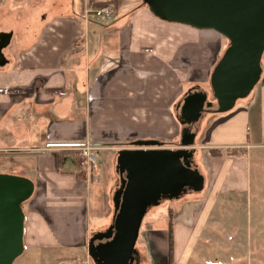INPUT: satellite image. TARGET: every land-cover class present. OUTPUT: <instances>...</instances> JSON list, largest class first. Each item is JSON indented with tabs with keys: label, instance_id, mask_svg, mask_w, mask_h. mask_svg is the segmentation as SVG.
<instances>
[{
	"label": "crops",
	"instance_id": "0c3cea01",
	"mask_svg": "<svg viewBox=\"0 0 264 264\" xmlns=\"http://www.w3.org/2000/svg\"><path fill=\"white\" fill-rule=\"evenodd\" d=\"M104 5L113 10L110 21L92 12ZM191 28L163 21L143 0H0V33L10 34L0 64V173L34 183L22 205L25 246H78L92 257L90 238L106 218L98 210L99 193L114 192L115 212V193L124 185L119 152L175 148L190 129L189 161L203 188L185 200V210L175 209L167 228L150 221L149 264H169V225L170 264H256L250 257L259 239L264 246V222L259 229L251 219L215 213L248 193L253 152L264 150V59L259 81L232 109H205L192 124L183 122V97L210 86L229 42L214 30ZM185 31L193 38L185 40ZM85 142L104 152V164L90 174L77 162V147ZM93 188L98 216L92 223ZM239 223L246 236L240 253L232 244Z\"/></svg>",
	"mask_w": 264,
	"mask_h": 264
},
{
	"label": "water",
	"instance_id": "95a60500",
	"mask_svg": "<svg viewBox=\"0 0 264 264\" xmlns=\"http://www.w3.org/2000/svg\"><path fill=\"white\" fill-rule=\"evenodd\" d=\"M162 20L198 29H211L229 43L215 63L209 78L218 113L229 111L237 100L250 94L262 74L264 52V0H143ZM10 34L0 33L2 48ZM194 90V91H192ZM207 93L190 89L180 107L183 122L193 123L206 107ZM195 133L184 130L177 148H124L117 157L118 168L125 172L124 185L115 193L112 237L89 254L98 264H130L140 226L149 205L162 197L179 196L187 187L203 188V176L191 167L190 147ZM145 145H158L147 141ZM34 191L33 181L25 176L0 173V264H13L24 252V211L22 205ZM110 233V234H111ZM107 234V237L110 236Z\"/></svg>",
	"mask_w": 264,
	"mask_h": 264
},
{
	"label": "rangeland",
	"instance_id": "374dc122",
	"mask_svg": "<svg viewBox=\"0 0 264 264\" xmlns=\"http://www.w3.org/2000/svg\"><path fill=\"white\" fill-rule=\"evenodd\" d=\"M165 22L170 24H174V23L182 24V23L170 22V21H165ZM182 25H185V27L187 26L192 27L186 24H182ZM193 28L195 29V27ZM186 33L189 35H186ZM193 36H194L193 32L185 31V40L192 39ZM210 46L212 48L213 45L211 44ZM189 48L191 49V47ZM220 50L222 51V49ZM190 55H191L190 52L185 49L184 59H189ZM261 59H264V52ZM183 88H185L184 85ZM194 89H200L202 91L204 90L205 92H209V93L212 92L210 86H206V87L199 86L198 88H194ZM207 100H209V97H207ZM213 105H215V102H213ZM96 146L99 147L98 145ZM97 153L98 152H95L96 162H97L96 165L99 166L102 162L104 164L103 157H101V155H103L104 152L98 154ZM255 156L257 160L255 159ZM94 192L95 191L93 188V190H91V201L89 208L91 209L90 219L92 223L97 219L98 216L95 207L96 202L94 198ZM107 193H108L107 191L105 193L101 191L99 193V198H98V202H99L98 210L101 211L102 215L106 214V218H104L105 220H103L104 222H102V224H100L97 227L100 230L109 228L110 226L109 224L113 223L112 222L114 218L113 216L117 211L115 209L114 212V201H113L114 192L112 191L109 194ZM198 193L200 192H195V190L192 187L188 186L187 189H185L179 196L171 197V198L163 197L160 199V202L157 205L148 206L144 218L142 220L139 230V235L135 244V251L137 254L139 253L138 257H139V261L141 262L140 264H149V261L145 255V240L149 236V234L148 236H146V234L148 233L149 230H151L152 227V224H149L150 221H152L154 223V226L158 229L164 228L165 226L167 228V223L168 220L170 219V216L174 215V212H176L177 209L178 211L185 210V200L194 198L193 195H198ZM243 196L244 197L240 199V201L232 202L233 206L229 205L228 209H222L220 211H217V213L215 214L218 216H232L235 219H237L238 222L239 221L245 222L251 219V221L257 222V224H253V227L256 226L260 229L261 223L264 222V150L262 151L256 150L253 152L252 164L250 169V187L248 193L247 192L244 193ZM243 228L244 225L242 224L240 225L239 223L238 224L239 231L237 232L238 237L236 238V240L232 241V244L237 245L238 247L237 251L239 253L243 251L246 242L245 241L246 236L242 232L244 230ZM257 230L258 229L255 228V233ZM259 240L257 241V243H255L254 240L255 243L254 254L250 257L256 264H262V262L264 261V256L261 254L262 252H264L263 250L264 246L260 245L261 241ZM225 247H231V246L229 245V243H227ZM226 250L229 251L230 249H226ZM13 264H98V263L94 258L89 257V255H87L86 248L84 247L76 246V247H58V248H39V247H29L28 245L25 246L24 243V252L14 260Z\"/></svg>",
	"mask_w": 264,
	"mask_h": 264
},
{
	"label": "built area",
	"instance_id": "2783aa9c",
	"mask_svg": "<svg viewBox=\"0 0 264 264\" xmlns=\"http://www.w3.org/2000/svg\"><path fill=\"white\" fill-rule=\"evenodd\" d=\"M93 14L104 21L111 20L113 18V10L108 5L96 7L93 9ZM180 147L176 146L175 148ZM97 147L91 142H85L77 147V162L78 168L83 173H91L96 168V150Z\"/></svg>",
	"mask_w": 264,
	"mask_h": 264
},
{
	"label": "flooded vegetation",
	"instance_id": "af4514ba",
	"mask_svg": "<svg viewBox=\"0 0 264 264\" xmlns=\"http://www.w3.org/2000/svg\"><path fill=\"white\" fill-rule=\"evenodd\" d=\"M195 90H200V89H195ZM192 91H194V90H192ZM109 229H110V227L109 228H106L104 230H101V231H97L96 233H93V235L90 238L89 245L96 246V245H98L101 242H106L107 240H110V238L112 237V233L113 232H112V230H109ZM107 234H110V236L107 237ZM138 254L136 253V251H134V253H133L134 258H133V261L130 262V263H132V264H139Z\"/></svg>",
	"mask_w": 264,
	"mask_h": 264
},
{
	"label": "trees",
	"instance_id": "16d2710c",
	"mask_svg": "<svg viewBox=\"0 0 264 264\" xmlns=\"http://www.w3.org/2000/svg\"><path fill=\"white\" fill-rule=\"evenodd\" d=\"M229 43V42H228ZM262 60V59H261ZM261 67H262V61H261ZM216 103L215 105L213 106H210V107H207V109L209 108H216ZM215 152H218V151H215V149H211L210 150V153H215ZM227 152L229 154H234V153H237V148H229L227 149ZM168 257H169V264H170V260H171V257H172V232H171V226L169 225V230H168Z\"/></svg>",
	"mask_w": 264,
	"mask_h": 264
}]
</instances>
